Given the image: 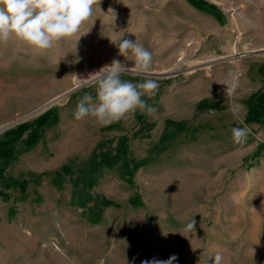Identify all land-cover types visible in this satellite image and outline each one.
<instances>
[{
	"label": "rangeland",
	"instance_id": "1",
	"mask_svg": "<svg viewBox=\"0 0 264 264\" xmlns=\"http://www.w3.org/2000/svg\"><path fill=\"white\" fill-rule=\"evenodd\" d=\"M80 35L43 55L0 43V264H264V0H100ZM121 38L152 54L147 72ZM113 59L123 81L158 82L142 97L156 113L76 120Z\"/></svg>",
	"mask_w": 264,
	"mask_h": 264
},
{
	"label": "clouds",
	"instance_id": "2",
	"mask_svg": "<svg viewBox=\"0 0 264 264\" xmlns=\"http://www.w3.org/2000/svg\"><path fill=\"white\" fill-rule=\"evenodd\" d=\"M99 3L100 0H0V43L19 41L34 55L56 50L72 37H78V43L83 36L80 35L82 27L92 18ZM112 43L118 44L122 56L131 50L137 69L147 72L150 68L152 54L143 45L131 38ZM127 69V65L113 59L111 64L92 74L96 80L95 98L90 93L78 98L74 118L81 120L91 116L99 126H107L130 118L137 110L147 115L156 113L157 109L142 97H153L159 89L158 82L152 78L136 84L123 81L121 74ZM240 124L243 126L231 129L232 139L237 144L245 143L251 133V128L243 120ZM194 228L195 221L192 220L185 231L191 232ZM177 259L172 255L167 260H145L142 264H173ZM222 259L217 253L212 258L213 264H221Z\"/></svg>",
	"mask_w": 264,
	"mask_h": 264
},
{
	"label": "trees",
	"instance_id": "3",
	"mask_svg": "<svg viewBox=\"0 0 264 264\" xmlns=\"http://www.w3.org/2000/svg\"><path fill=\"white\" fill-rule=\"evenodd\" d=\"M101 168V164L96 162V157H93V159L91 160L90 165L87 167V179H80L78 182H75V190L73 192V197H72V205L78 206L81 209L86 210L88 205L93 203H97L96 200H94L93 196L90 195L89 193H86L85 190L82 188L80 189V185L82 182L84 181H88L90 184L95 185L96 182V177L94 176V173L97 171H99ZM101 219V215L99 214L98 216H96L94 219H91L92 223H98Z\"/></svg>",
	"mask_w": 264,
	"mask_h": 264
},
{
	"label": "water",
	"instance_id": "4",
	"mask_svg": "<svg viewBox=\"0 0 264 264\" xmlns=\"http://www.w3.org/2000/svg\"><path fill=\"white\" fill-rule=\"evenodd\" d=\"M124 73H127V74H131V73H133V72H131L130 70H127L126 72H124ZM139 74H143V75H145V76H154V74H145V73H139ZM175 74H170L169 76H174ZM156 76H158V75H156ZM84 85V84H83ZM80 86H82V85H80ZM80 86H75V88L71 91V92H69V93H67V94H65L64 96H62V97H60L59 98V101L58 102H60L62 99H64L65 97H67L69 94H71L75 89H77V88H79ZM58 102H56V103H58ZM56 103H53V104H51V105H49L47 108H45L43 111H45V110H47L48 108H50V107H52L53 105H55Z\"/></svg>",
	"mask_w": 264,
	"mask_h": 264
},
{
	"label": "bare ground",
	"instance_id": "5",
	"mask_svg": "<svg viewBox=\"0 0 264 264\" xmlns=\"http://www.w3.org/2000/svg\"><path fill=\"white\" fill-rule=\"evenodd\" d=\"M180 70H181L180 68H175V70H173L172 72H175V73H176V72H179ZM172 72H171V74H173ZM93 79H94V78H93ZM91 81H92V80H91ZM82 82H86V81H82ZM87 83H88V82H87ZM84 84H86V83H84ZM56 102H58V101H56ZM56 102H54V103H56ZM52 104H53V103H52ZM47 107H48V106H46V107L42 108L41 110H39V111L33 113L31 116H28L27 119L30 118V117H32V116H34V115H36V114H39L40 112H42V111H43L45 108H47Z\"/></svg>",
	"mask_w": 264,
	"mask_h": 264
}]
</instances>
